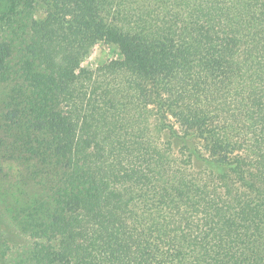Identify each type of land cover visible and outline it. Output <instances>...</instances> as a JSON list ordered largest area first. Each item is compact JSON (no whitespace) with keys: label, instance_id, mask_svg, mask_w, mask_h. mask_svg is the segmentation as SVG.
<instances>
[{"label":"trees","instance_id":"16d2710c","mask_svg":"<svg viewBox=\"0 0 264 264\" xmlns=\"http://www.w3.org/2000/svg\"><path fill=\"white\" fill-rule=\"evenodd\" d=\"M0 264H264V0H5Z\"/></svg>","mask_w":264,"mask_h":264},{"label":"rangeland","instance_id":"374dc122","mask_svg":"<svg viewBox=\"0 0 264 264\" xmlns=\"http://www.w3.org/2000/svg\"><path fill=\"white\" fill-rule=\"evenodd\" d=\"M4 1L5 0H0V7H4ZM120 57V53L113 45L100 43L97 46H93L87 53H85L80 61L82 65L95 66L103 61ZM174 140L178 145L181 142V139L178 136H174Z\"/></svg>","mask_w":264,"mask_h":264}]
</instances>
